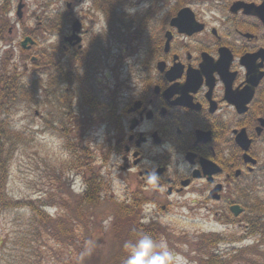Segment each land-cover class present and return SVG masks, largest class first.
I'll return each instance as SVG.
<instances>
[{
	"label": "flooded vegetation",
	"instance_id": "flooded-vegetation-1",
	"mask_svg": "<svg viewBox=\"0 0 264 264\" xmlns=\"http://www.w3.org/2000/svg\"><path fill=\"white\" fill-rule=\"evenodd\" d=\"M25 1L15 33L25 34L20 50L39 86L33 105L46 99L62 111L53 127L67 159L56 178L73 205L86 212L121 198L116 215L123 205L154 234L164 226L156 215H214L240 227L242 216L259 214L264 0H144L137 13H122L121 0H49L30 28ZM123 22L138 36L119 37ZM113 41L129 54L118 59ZM5 75L17 98L15 77Z\"/></svg>",
	"mask_w": 264,
	"mask_h": 264
},
{
	"label": "rangeland",
	"instance_id": "rangeland-1",
	"mask_svg": "<svg viewBox=\"0 0 264 264\" xmlns=\"http://www.w3.org/2000/svg\"><path fill=\"white\" fill-rule=\"evenodd\" d=\"M58 1L53 0V3ZM124 1H121L124 3L120 10L122 13L141 12L147 5L144 0H134L135 5L127 3L130 0ZM18 3L19 0H0V73H9L14 76L20 87L17 98H14L0 118L9 120L15 131L21 132L26 137L13 146V151L3 159L2 167L5 169L7 182L0 183L5 191L0 195L4 204L11 202L14 207H0V236L12 242V244L7 242V246L0 249V264H36L38 255H42L43 264H61V261L51 257V255L55 257L52 248L57 250L59 255L63 254L64 248L50 236L35 244L33 242V240L36 241L35 226L32 220L37 221L36 224L41 223L42 214L54 219L69 216L74 209L78 213L70 215V221L78 222L77 231L86 235L90 248L95 247L98 255L109 260L123 247L125 239L131 238L128 232L131 229L128 227L130 222L126 219L127 215H123V205L120 215H116V211L122 204L120 201L124 200L120 198L118 199L120 201L101 202L84 212L80 204L73 205L71 200L67 199L64 188L56 182L58 168H61L67 159L62 134L58 129L60 126L53 127L58 124L55 123L60 120L62 111L56 103L48 104L46 99L42 100L43 103L39 107L33 105L32 87L38 85L37 79L31 75L33 70L31 60L20 50L19 42L25 34L22 28L15 33V27L22 26L17 22ZM48 3L49 0L25 1L26 7L23 13L26 27L34 26L37 17L40 19L45 17L46 12L52 8L48 7ZM177 3H182V0H168L169 5ZM121 19L126 20V18ZM118 26L125 30L117 32L119 37L138 36L137 28L128 27L124 22ZM45 38L41 37L40 40L44 41ZM134 42H137L138 50L140 42L136 39ZM113 44L118 59L129 54L128 51L123 53L124 44L118 41H113ZM132 59V57H126L122 64L126 65ZM39 77L45 80V73H41ZM42 85L44 86L45 82ZM38 111L39 115L36 114ZM47 119L50 122L46 121ZM7 145L9 147L10 142L7 141ZM257 196L264 207L263 188L257 192ZM53 197H56V203H52ZM156 216L157 221L164 225L163 231L155 234L149 232L156 236L157 241H164L171 249L174 256L173 264H209L214 255L224 256L222 260L225 261L231 256V249L244 247L247 250L257 245L253 236L247 232L245 234V224L240 225L242 228L238 227V224V226H227L226 223L217 221L214 215L195 213V215H176L175 217ZM250 217V215H244L241 220L244 221ZM25 233L28 234L29 240L21 239ZM210 237L224 242L214 246L215 252L207 247L209 245L207 239ZM67 248L68 246L66 250ZM262 251L264 253V250ZM259 263L264 264V258H261ZM119 264H123V261Z\"/></svg>",
	"mask_w": 264,
	"mask_h": 264
},
{
	"label": "trees",
	"instance_id": "trees-1",
	"mask_svg": "<svg viewBox=\"0 0 264 264\" xmlns=\"http://www.w3.org/2000/svg\"><path fill=\"white\" fill-rule=\"evenodd\" d=\"M121 1L125 2L124 0ZM10 81L13 83L12 86L9 84ZM13 85L14 82L12 80L0 78V116L2 115L3 111L7 110L9 106V104L6 102V98L10 99L11 97V99H13L15 96V93L12 92ZM25 138L26 137L21 132L17 133L15 131V128L11 122H9V120L0 118V168L3 166V159L7 158L9 153L13 151V146L17 145L18 142L23 141ZM7 141L11 144L9 147L7 145ZM1 182L4 184L7 182L6 172L3 167L0 175V183ZM56 182L59 183L60 178H56ZM4 192L5 191L0 186V194H4ZM53 198L54 199L52 203H56V197ZM49 204L51 205L50 202ZM2 206L9 208L14 207V204L11 202H5L4 204L0 195V207ZM76 213L78 212L74 209L70 212L69 216L77 215ZM252 213L254 214L253 211ZM256 213L262 215H250V218L245 219L244 232L245 234L247 232L249 235L253 236L254 241L257 242V245L251 248L249 247L247 250L244 247L237 249L233 248L231 249V256L225 261L222 260L224 256L214 255V257L211 258L209 264H260L259 260L264 258V253L262 251L264 250V207L260 205L259 210ZM69 216H60L54 219L47 217L46 214H42L41 223L36 224L37 221L32 220L33 226H35L34 237H36V241L33 240V242L37 244V241L45 240V237H52L53 240L59 244V246L64 248L62 255H59L57 250L52 248V251L55 253V257L53 255H51V257L57 259L59 262L61 261V264H119L124 260L123 256L125 251L123 247L118 250L115 255H113L114 257L112 256L113 259L111 257L109 260H105L101 255H98L96 253L97 249L95 247L90 248V246L87 244L88 239L86 235H83L77 231L78 222H71ZM139 217L140 215L126 216V219L130 222L128 227H131V229L128 232H130L131 238L133 230L152 234L139 224ZM123 218H125V216H123ZM152 235L153 238L156 239V236L154 234ZM20 238L21 235L19 236V239ZM28 238V234L25 233L21 239L29 240ZM118 238L121 239L120 237ZM129 239L130 238L125 239V241ZM207 241L209 242L207 247L211 248L210 250L213 252H215V245L217 246L218 243H224L222 242L223 240L214 239V237L208 238ZM7 242L12 244V242L7 241V239L0 236V249L3 246L4 247L2 249H4L5 245L7 246ZM66 246H68L67 250ZM87 246L89 248H87ZM246 251L249 253H245ZM36 259V264H43L42 255H38Z\"/></svg>",
	"mask_w": 264,
	"mask_h": 264
},
{
	"label": "clouds",
	"instance_id": "clouds-1",
	"mask_svg": "<svg viewBox=\"0 0 264 264\" xmlns=\"http://www.w3.org/2000/svg\"><path fill=\"white\" fill-rule=\"evenodd\" d=\"M159 180L160 177L155 170L147 172L148 185L156 186ZM76 190L81 191L79 182ZM123 248L126 254L123 264H173L174 256L171 249L164 241H157L148 232L133 230L132 238L125 241Z\"/></svg>",
	"mask_w": 264,
	"mask_h": 264
},
{
	"label": "water",
	"instance_id": "water-1",
	"mask_svg": "<svg viewBox=\"0 0 264 264\" xmlns=\"http://www.w3.org/2000/svg\"><path fill=\"white\" fill-rule=\"evenodd\" d=\"M21 1H23V0H21ZM22 7H23V5L21 4V5L19 6L18 9L20 10ZM183 13H184V12H181V14H183ZM181 14H180V15H181ZM178 19H179V18H177V20H178ZM28 40H29V39H28ZM27 42H28V41L26 40V41H25V44H26ZM235 216L238 217L239 215H235Z\"/></svg>",
	"mask_w": 264,
	"mask_h": 264
}]
</instances>
